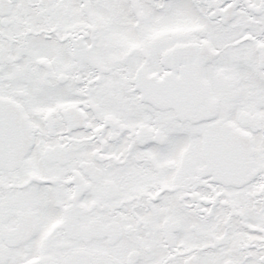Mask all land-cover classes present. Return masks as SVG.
Returning a JSON list of instances; mask_svg holds the SVG:
<instances>
[{"label":"snow or ice","instance_id":"obj_1","mask_svg":"<svg viewBox=\"0 0 264 264\" xmlns=\"http://www.w3.org/2000/svg\"><path fill=\"white\" fill-rule=\"evenodd\" d=\"M0 264H264V0H0Z\"/></svg>","mask_w":264,"mask_h":264}]
</instances>
